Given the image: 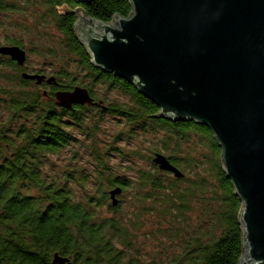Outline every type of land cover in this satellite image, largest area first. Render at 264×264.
<instances>
[{
    "label": "trees",
    "instance_id": "16d2710c",
    "mask_svg": "<svg viewBox=\"0 0 264 264\" xmlns=\"http://www.w3.org/2000/svg\"><path fill=\"white\" fill-rule=\"evenodd\" d=\"M2 3L5 2L0 0L1 13L6 10L17 11L15 3H5V6ZM38 3L45 10L43 17L47 18L62 36L58 52L49 49L46 56L53 58L61 54L64 58L76 57V61L71 60L74 68L67 71L55 69L56 73L49 76L55 79V83L36 85L34 81L22 80V70L8 57H4L7 60L4 65L13 67L19 74L14 79L18 86L26 88L30 84L34 89L42 91L21 90L11 95L10 106L6 109V122L16 125L12 138L6 141L4 129L0 127V145H6V152L0 155V264H52L54 254L68 259L71 264H123L117 258V254L121 252H117L112 245V239L114 235L122 246L130 248L128 234L106 221L96 225L88 211L79 204L71 203L66 182L61 179L46 181L36 163L43 154H57L69 145L73 136L65 129L74 128L77 132L78 129L84 130L83 111L91 110L101 114L118 115L129 123L139 122L143 127L168 131L176 137H186L189 132H198L206 139L211 157L205 161L211 167L215 182L212 196H218L217 205L211 202L212 197L205 196L207 180H187L185 173L180 169V163L173 159L174 156H170V163L183 177L174 178L172 182L181 187L176 188L170 184L164 189L153 179L148 180L145 177L139 180V189L142 190V187L150 184V193L137 196H143L142 199L157 196L156 203L161 206L156 210L157 215L170 216L171 223L178 220L185 222L184 213L189 209L192 212L200 199L199 212L204 228L199 232L197 223L193 224L192 230H186L179 228V224L178 230L170 233L171 240L177 246V253L165 254L160 264H238L243 254L242 230L239 223L242 204L223 172L221 150L212 134L193 122H174L156 117L159 109L151 101L138 94L123 80L95 68L76 38V12L82 11L89 19L109 23L115 16H129V0H89L82 4L71 0H38ZM3 43L1 46H17L25 52L22 41L5 39ZM66 65L69 68V65ZM42 73L35 72L39 75ZM98 84L106 86L109 90L119 91L128 98L127 101L124 104L107 102V96L93 90ZM76 87L86 90L94 105H81L69 110L56 108L54 94L70 92ZM42 100L49 105L48 110L39 108ZM24 119L28 123L29 120L32 121L31 130L21 128ZM16 122H19V125L15 124ZM94 130H97L96 126ZM92 133V128L87 129L86 135ZM108 185L111 188L107 194L102 195V200H109L108 193L116 187L121 189V197L126 192L128 182L109 179ZM24 188L36 189L38 197L24 195ZM174 199L178 203H175ZM215 199L216 197L213 198ZM118 208L119 205L115 209ZM148 264L158 263L153 261Z\"/></svg>",
    "mask_w": 264,
    "mask_h": 264
},
{
    "label": "water",
    "instance_id": "95a60500",
    "mask_svg": "<svg viewBox=\"0 0 264 264\" xmlns=\"http://www.w3.org/2000/svg\"><path fill=\"white\" fill-rule=\"evenodd\" d=\"M129 4L128 17L115 16L109 23L76 12V38L95 68L151 101L159 109L156 117L193 122L212 134L223 172L242 204L238 264H264V0ZM0 55L18 67L26 61L17 46H1ZM20 76L36 85L55 83L45 75ZM54 97L60 108L94 105L79 87ZM151 162L175 179L183 177L163 154H155ZM120 194L119 187L108 193L112 208ZM52 264L71 263L54 254Z\"/></svg>",
    "mask_w": 264,
    "mask_h": 264
},
{
    "label": "rangeland",
    "instance_id": "374dc122",
    "mask_svg": "<svg viewBox=\"0 0 264 264\" xmlns=\"http://www.w3.org/2000/svg\"><path fill=\"white\" fill-rule=\"evenodd\" d=\"M3 2L15 3L17 11L0 12V46L4 45L5 39L22 41L27 55L25 64L28 69L35 67L44 69L45 72L42 75L47 78L56 73L55 69L61 68L67 71L74 68L71 60L76 61V57L65 56L67 59L65 61L61 54L53 58L46 56L49 49L55 53L58 52L62 36L52 23L43 17L45 10L42 9L38 0L36 2L34 0H3ZM5 3H2L3 6L6 5ZM79 14L82 15V13ZM4 63H7V60L0 57V127L4 129L7 141L12 138L13 130L16 129V125L6 122V109L10 106L11 95L21 90L38 91L39 89H34L30 84L26 88L18 86L14 79L19 74L13 67ZM105 88L107 89L106 86L98 84L93 87V90L107 96L109 103L124 104L127 101L128 98L115 89H107L106 95ZM40 107L48 110L49 105L43 101ZM83 115H85V124H82L84 130L78 129L77 132L74 128L65 129L73 136L69 145L57 154H43L37 160L36 163L42 171L41 175L46 181L54 179L65 181L71 195L69 196L71 203L79 204L88 211L96 225L106 221L115 224L122 229L121 231L128 234L130 248L122 246L116 236L113 235L112 239V245L117 252L122 253L117 254L121 263L148 264L154 261L160 264L165 254L177 253V246L171 240L170 233L178 230L179 224H181L179 228L186 230H192L193 224L197 223L199 232L204 228L199 212L200 199L195 207L197 210L194 209L191 212L189 209L184 213L183 221L185 222L178 220L171 223L170 216L157 215L156 210L161 208L156 203L157 196H149L147 199L137 196L150 193V184L140 190L139 180L147 177L148 180L153 179L167 189L168 185L174 183L172 182L174 178L158 171L151 159L155 153L163 154L168 159L174 156L173 159L180 163V169L185 173L187 180L191 182L207 180L205 196L212 197L211 202L217 205L218 196H212L215 182L211 167L205 161L211 157L206 139L198 132H189L186 137H176L168 131L143 127L139 122L129 123L118 115L101 114L94 110L83 111ZM31 122L29 120L28 123L24 119L21 128L31 130ZM15 124L19 125V122ZM94 126L97 127L96 131ZM90 128L93 133L86 135L87 129ZM5 147L4 144L0 145V155L6 152ZM109 179L128 182L126 192L117 198L118 209L110 207L108 199L102 200L104 197L102 195L107 194L111 188L108 185ZM173 185L176 188L181 187L179 184ZM23 193L33 197L38 194L33 188L28 190L24 188ZM214 197H216L215 200H213ZM174 202L178 203L176 199Z\"/></svg>",
    "mask_w": 264,
    "mask_h": 264
},
{
    "label": "flooded vegetation",
    "instance_id": "af4514ba",
    "mask_svg": "<svg viewBox=\"0 0 264 264\" xmlns=\"http://www.w3.org/2000/svg\"><path fill=\"white\" fill-rule=\"evenodd\" d=\"M3 57H5V56H3ZM26 60H27V55H26ZM26 62V61H25ZM14 63V62H13ZM15 64V63H14ZM16 65V64H15ZM17 66V65H16ZM18 67V66H17ZM19 69H21L22 71L21 72H32L31 74H35V72H45V70L44 69H40V68H31V69H28V67L26 66V64L24 63V65L22 66V67H18ZM45 85L46 83L45 82H42L41 83V85ZM47 85V84H46ZM45 99H47V100H50V99H48V98H46V97H44ZM76 106H81V105H72L69 109H72V108H74V107H76ZM55 107L56 108H59V107H57L56 106V104H55ZM66 109V108H65ZM69 109H67V110H69ZM170 161V160H169ZM163 173H165L166 175H168V176H172L170 173H167V172H163ZM174 178V177H173ZM119 197V196H118ZM117 197V198H118ZM118 205H119V201H118ZM117 205V206H118ZM116 208V207H115Z\"/></svg>",
    "mask_w": 264,
    "mask_h": 264
}]
</instances>
